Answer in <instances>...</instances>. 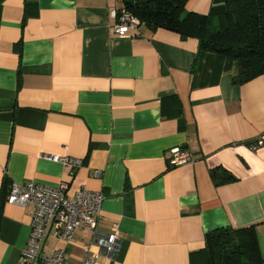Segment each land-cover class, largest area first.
<instances>
[{
    "label": "crops",
    "instance_id": "1",
    "mask_svg": "<svg viewBox=\"0 0 264 264\" xmlns=\"http://www.w3.org/2000/svg\"><path fill=\"white\" fill-rule=\"evenodd\" d=\"M213 1L185 8L207 14ZM122 6L0 0V264H17L26 245L33 204L6 196L12 182L29 180L66 182L69 197L82 188L104 195L96 227L116 230L120 245L93 264H190L206 233L249 226L264 263V143L250 147L264 141V74L214 81L210 55L194 62L195 38L144 23L112 32L110 11ZM173 147L188 150L191 163L170 166ZM212 169L233 179L215 184ZM93 239L88 227L71 243L47 234L42 251L62 248L78 264L98 252Z\"/></svg>",
    "mask_w": 264,
    "mask_h": 264
},
{
    "label": "trees",
    "instance_id": "2",
    "mask_svg": "<svg viewBox=\"0 0 264 264\" xmlns=\"http://www.w3.org/2000/svg\"><path fill=\"white\" fill-rule=\"evenodd\" d=\"M186 2L122 0L123 7L149 28L173 31L183 39H197L194 62L197 64L204 55H210V78L214 81L225 72H234V84L264 74V0H214L207 14L187 11ZM171 98L177 100L175 96ZM177 108L174 112L179 111ZM211 176L215 184L233 179L225 170L212 169ZM4 185L3 182L1 187ZM4 198L1 194L0 210ZM189 262L264 264L254 226L221 227L206 233L204 247L192 251Z\"/></svg>",
    "mask_w": 264,
    "mask_h": 264
},
{
    "label": "built area",
    "instance_id": "3",
    "mask_svg": "<svg viewBox=\"0 0 264 264\" xmlns=\"http://www.w3.org/2000/svg\"><path fill=\"white\" fill-rule=\"evenodd\" d=\"M110 16L116 20L110 29L118 35L130 34V30L142 24L123 6L117 10L112 9ZM263 143L264 141L258 138L251 141L250 147L256 150ZM168 152L170 166L192 161L190 152L181 147H173ZM44 156L64 165L78 166L81 164L80 159L68 156L54 154ZM66 189L67 183L63 181L56 185H44L30 180L23 183H11L6 196L7 203L22 206L27 203L33 204L30 233L17 264H70L65 261V250L62 248L48 253L42 251L44 238L50 234L59 241L71 243L76 231L84 227H88L93 232V244L98 248V252H94L89 258L84 257L78 264H93L99 255L108 258L115 257L120 245L117 231L101 233L96 227L104 195L99 191L82 188L69 197L66 195ZM84 249L87 252L89 245H85Z\"/></svg>",
    "mask_w": 264,
    "mask_h": 264
}]
</instances>
